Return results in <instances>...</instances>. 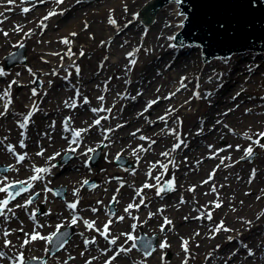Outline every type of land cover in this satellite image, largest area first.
Segmentation results:
<instances>
[{
    "label": "rangeland",
    "instance_id": "374dc122",
    "mask_svg": "<svg viewBox=\"0 0 264 264\" xmlns=\"http://www.w3.org/2000/svg\"><path fill=\"white\" fill-rule=\"evenodd\" d=\"M146 2L63 0V3H57V0H44L41 3L40 0H14V3L9 4L7 0H0V13H3L0 15V69L4 72L0 76V96L6 90L9 91L8 96L0 99V112L5 111V103L11 100L7 113L0 116V164L11 167L9 173L0 175V187L11 182L27 181L36 173L34 167H49L55 171L54 177L45 172L44 175L38 174L42 179L31 180V194L41 193L35 202L25 208L16 207L34 196L29 195L4 209V216L0 219V252L4 256L0 258V264H19L21 254L25 259L47 255L50 242L31 240V234L35 231L48 237L58 226L61 229L70 224L76 215L67 205L77 200L80 205L77 212L83 213L82 219L111 220L105 215V208L112 201L118 207L113 216L115 220L130 215L128 222L118 220L120 223L116 228L121 237L118 245L125 249L131 248V251L121 252L117 261L119 264H184L186 259L187 264H264L258 258L256 248H264V147L260 146L264 144V138L259 135L264 133V55L251 51L236 53L238 66L236 61L231 60L233 55L204 62L201 47H169L170 44L175 45V40L168 39L172 29L166 34L165 43L160 48L149 49L150 41L153 42L157 33L154 28L156 22L148 30L137 17L138 10ZM83 3L89 8L87 13L73 15ZM112 3H118L117 7L95 15L81 27L82 19L89 16L91 10L93 13ZM170 5L164 8L171 9ZM24 8L30 10L24 12ZM41 12L46 16L50 12L56 14L44 20L43 25L46 27L41 25L29 33L28 29L38 21ZM110 16L116 21L114 25L109 23ZM72 24L77 26L74 29L77 32L75 36L68 34L65 29ZM17 28L22 31H16ZM110 29L111 35L108 33ZM4 32L8 33L7 37ZM115 35L117 42L125 45V49L118 51L125 58L117 64L112 63L116 49L109 41ZM65 37L71 42L70 45L61 42ZM20 43L26 47L27 63L6 69L5 57L20 49ZM69 47L73 53L70 57L65 55ZM58 48L59 55H47L46 52ZM117 48H120L119 44ZM129 53L134 55L129 57ZM46 58L52 60L47 61ZM130 59L136 63L130 64ZM175 59L179 65L176 63L173 67L171 65ZM68 62L75 64L61 69L62 64ZM205 66H210L207 73L215 75L213 83L208 85L216 89L218 96H222V102L218 105L208 102L211 89L202 90L205 81L199 86L195 81ZM57 67L59 69L55 71ZM39 71L49 72L41 76ZM125 74L128 81L122 83L120 76ZM176 76H180L179 80L186 78L183 80L184 87H181V80L178 84L172 81ZM38 79L42 82L40 87L36 85ZM191 81L193 86L187 89ZM177 86L181 88L178 94L181 95L166 98L175 93ZM33 89L37 93L35 96L32 94ZM243 90L247 91L242 96L249 97L248 92L251 96L250 101L245 99L241 105L243 99L238 96ZM196 92L199 97L194 95ZM85 97L87 103L84 102ZM98 97H103V100ZM235 99L239 104L233 108ZM153 100L158 102L145 111ZM73 101L75 107L71 106ZM34 102L37 110L28 121L33 124L27 132L19 125L23 117L33 110ZM94 108L105 111L93 112ZM251 108H254L253 114L249 111ZM9 110L12 113L7 116ZM63 114L70 118L67 127L61 119ZM213 114L216 117L212 123L210 116ZM160 117L165 119L161 120ZM96 120H100L98 125L94 123ZM65 129L87 131H82L79 141L73 143L74 140L69 139L73 136ZM245 133L251 139H246ZM141 136L149 139L142 140ZM21 140L24 147L20 146ZM257 140L260 144L256 143ZM180 141H183L181 146L173 151L174 145ZM101 143H105L101 162L97 167H85L91 155L88 150ZM248 143L254 145V157L251 159H247L250 156H245L244 151L249 147ZM9 145L13 146L15 154L8 151ZM141 146L148 150L141 151ZM70 149L76 151L74 160L68 166H57L62 152ZM41 151L43 155H37ZM18 155H24L25 159L18 163ZM121 155L127 156L134 165L118 173L120 167L115 159ZM161 165H167V169ZM212 173L214 175L209 179ZM93 177L98 178L97 187L93 191L83 189V180ZM156 177H160L159 181ZM167 180L172 181V190L166 197L162 191L158 195V189ZM145 184L153 187L146 188ZM54 186L67 187L65 200L56 199L53 191H48ZM213 187L215 192L212 191ZM191 188L195 190L190 191ZM77 190L78 193L74 195ZM223 196L227 199L226 205L216 208L213 202L222 204ZM5 198L6 193L0 192V200ZM140 200L145 204L144 215L140 216L135 207L125 212L129 204L139 205ZM41 205H44L45 212L39 216L36 212ZM243 211H256L252 217L255 222L246 226L244 234L246 232L249 235L252 225H258L262 230L259 234L255 233L258 239L251 244V255L249 251L235 255L241 248L238 244L241 245L245 238L240 237L238 243H229L226 237L228 231H215L221 221L224 224L225 216L236 217ZM208 212H211V220L207 218ZM197 216L202 218L197 219ZM165 217L172 223L165 225ZM134 224L135 229L132 228ZM141 231L150 236L156 235L157 249L150 256L132 248L133 241L121 235L130 232L139 235ZM5 232L9 234L5 236ZM83 232L69 247L81 250L77 253L81 257L79 261L86 262L90 256L82 252V241L90 231ZM26 233L29 235L26 236ZM25 239L30 242L24 244ZM6 240L11 241L7 247ZM183 240L188 241L187 253L181 247ZM164 241L168 246L161 249L160 243ZM68 248L50 257L49 264H65L73 254ZM66 264L75 262L71 259Z\"/></svg>",
    "mask_w": 264,
    "mask_h": 264
},
{
    "label": "water",
    "instance_id": "95a60500",
    "mask_svg": "<svg viewBox=\"0 0 264 264\" xmlns=\"http://www.w3.org/2000/svg\"><path fill=\"white\" fill-rule=\"evenodd\" d=\"M171 1L149 0L139 10L142 22L146 25L154 23L159 8ZM181 5L188 19L185 29L177 36V42L201 45L204 60L246 50L264 51V0H182ZM152 25L145 28L150 30ZM12 60L13 63L26 62V48L17 51ZM99 158L97 152L94 165ZM65 193L63 188L59 196L64 197ZM58 236L60 240L53 242L52 252L69 240L71 228L61 231ZM45 260L29 261L28 264H44Z\"/></svg>",
    "mask_w": 264,
    "mask_h": 264
},
{
    "label": "bare ground",
    "instance_id": "6f19581e",
    "mask_svg": "<svg viewBox=\"0 0 264 264\" xmlns=\"http://www.w3.org/2000/svg\"><path fill=\"white\" fill-rule=\"evenodd\" d=\"M46 1H49L50 2V1H53V0H46ZM168 4L170 5L171 3H168ZM117 5H118V3H112L111 5H108V6H106L105 8H103L101 10L94 11L93 13H92V10H91L90 13H89V16H87V17L84 16V18L82 19V22L83 23H81V27H82V25L84 23H88V21H90V19H93L95 15H101V14L105 13L106 10L108 11V9H114V8H116ZM86 6H87L86 3L80 4L79 7L77 8V10L74 11L73 15L83 14L85 11L87 13V10H89V8H87ZM165 6H162L158 10V13H157L158 15H157V19H156V25L154 27V28L157 29V33L154 36L153 42L150 41L151 44L149 46V49H152V48H160V46L163 43H165L164 40L166 38V34L168 33V31L170 29H172V32L170 34V37H172L173 36V33L175 31H177L180 28H182V27H179L178 26L180 24V22L183 21V23H184L185 13L181 10V7L178 6L177 3L171 4L170 5L171 6V9H167V8L165 9L164 8ZM32 8H33V5H32ZM82 8H84V9H82ZM178 13H183V15H178ZM45 16H46V14L44 12L43 13L41 12V16L39 17L38 21L36 23H34L33 26L28 29V32L31 33L33 31H36L37 29H39V27L41 26V21H43V23H44V19L43 18ZM75 28H77V26L75 24H72L70 27L68 26L65 29H66V32H68V34L69 33H77L74 30ZM108 33L111 35V29L109 30ZM116 39H117L116 35L114 37H111L109 39V41L113 43V45L115 46V49H116V52L115 53L112 52L113 55L115 56V58L112 60V63L113 64H117L118 61H123L124 58H125V55H123V57H124L123 58V57H121L118 54V51L122 50L123 48L125 49V45L124 44H120V42H117L118 40H116ZM19 42L20 41H17L16 43H19ZM117 44H119V47L120 48H117ZM59 52H60V49L58 48V49H54L53 51H48L46 53H47V55L49 57H51V56L54 57L55 56L54 53H59ZM235 55H237V54L235 53L233 56H231V60L232 61H236L235 59H237V56H235ZM45 60L49 61V60H52V58H46ZM70 64H72V62H68V63L62 64L61 68L62 69H65ZM175 64L176 65H179V61L177 59H175V61H173V64L171 66L174 67ZM236 64L238 66V62L237 61H236ZM241 64L242 63H239V66L240 67H243V65H241ZM246 65H247V63H246ZM209 68H210V66H205L204 69H203V71L201 73H199V75L195 78V81L197 82L198 86L201 85V82L202 81H205L203 83V86H202L203 89L202 90H206L207 88H210L211 89V95L208 98L209 99L208 102H214V105H218L219 102H222V96L221 97L218 96L216 89L215 88H211V85H208V84H211L210 82L213 83V79H214V76H215L213 73H211V74L210 73H207V70H209ZM46 72H49V71H39V75L43 76ZM207 74L210 77L208 79H207ZM120 77L122 78V80H121L122 83H125L126 81H128L127 74H125L123 76H120ZM179 78H180V76H176V77L173 78L172 81H177V84H178L179 83L178 81L181 80V79L179 80ZM209 79H210V81H209ZM192 86H193V84H192V81H191V82L188 83V85H187L188 88L187 89H189ZM212 87H215V86H212ZM177 89H179V91H181V88L177 86L176 87V90H175V95H178L180 93L179 91H177ZM246 91L247 90H243L241 92V94L238 96V98L241 97V99H243L241 105L246 100L250 101V96H251L250 95V92L247 93V95L249 97L242 96V93L243 92H246ZM180 95H178V96H180ZM237 99H235V102H236ZM113 100L115 101L116 98H113ZM238 104L239 103L236 102V104H234V106H232V107L233 108L236 107V106L238 107ZM250 111L253 114L254 108H251ZM10 113H12V112L10 111ZM219 115H221V114H219ZM214 117H216V115H214V114L210 116V119H211L212 123L214 121ZM250 117L251 118H254L253 116H250ZM213 129H215V128H213ZM233 133H237V132L234 131ZM197 141H198V139H197ZM247 145H249V146L251 145V147H254V145L252 143H248ZM118 171L121 172V170H118ZM133 188L135 189V184H134ZM135 198L137 199V197H135ZM221 198L222 199L224 198V199H223V203L221 204V207L220 208L224 207V205H226V203H227V199H225L226 198L225 196H223ZM246 201H248V200H246ZM139 205H140V207H139V213L140 214L139 215L142 216V215H144L146 213L145 208H144L145 207L144 201H143V203L140 202ZM245 211H243V213H242L243 215L241 213H238V215L236 217H227V216H225L224 225H225L226 228L231 229V231H228L227 236H226L227 239L229 237H232L231 240L228 239L229 243H233V242H237L238 243V242H240L239 241L240 237H242V239L245 238L242 241L241 245L238 244L241 248L239 249V251L235 252V255H239V253L241 251H249L252 242L258 239L256 235L259 234L260 231H262L261 228L258 225H252L251 228H250V231H249V235L246 232L244 234V231L243 230L246 229V226H248L249 224H252V223L255 222V220L252 219V217L256 213V211L255 212L253 211V212H250V213H245ZM226 215H228V214H226ZM124 218L126 220H128V216L127 215H125ZM191 219L192 220H195L193 218H191ZM249 221H250V223H248ZM256 232H257V234H255ZM263 233H264V231H263ZM245 245L247 247H245ZM261 247L262 246H259V247L257 246L256 248H257V251L259 252L258 258H260L262 260V263H264V248H261Z\"/></svg>",
    "mask_w": 264,
    "mask_h": 264
},
{
    "label": "snow or ice",
    "instance_id": "6c2138e0",
    "mask_svg": "<svg viewBox=\"0 0 264 264\" xmlns=\"http://www.w3.org/2000/svg\"><path fill=\"white\" fill-rule=\"evenodd\" d=\"M40 2L43 3L44 0H40ZM77 2H79V0H77ZM174 2L177 3V4L179 5L180 3H182V0H174ZM7 3L12 4V3H14V0H7ZM57 3H63V0H57ZM29 10H30V9H28V8H24V9H23L24 12H28ZM125 11H127V7H126V6H125ZM55 14H56L55 12H50V13L48 14V16H45L43 19H44V20H47V19L49 18V16H51V15H55ZM0 15H3V13H0ZM178 15H183V13H178ZM184 19H187V16H186V15L184 16ZM109 23L114 25V24L116 23V21H115L114 19H112L111 16H110V17H109ZM41 25L44 26V27H46V25H43V21H41ZM178 26H179V27H183V21H181L180 24H179ZM85 27H87V25H85ZM16 31H22V29L17 28ZM3 34H4V36H6V37L8 36V33H7V32H4ZM25 35H28V33H26ZM70 35L75 36L76 33H70ZM168 39H169V40H175L176 37H175V36H172V37H169ZM61 42L64 43V44H66V45H70V43H71V42L68 40L67 37L63 38V39L61 40ZM18 46L21 47V48L24 47V45H23L22 43H20ZM169 47H176V45H174V44H170ZM80 54L83 55V52L81 51ZM54 55H59V53H54ZM65 55H68L69 57H70L71 55H73V53H72L70 47H69V49H68V52L65 53ZM133 55H134L133 53H129V54H128L129 57H132ZM129 63L132 64V65H134V64L136 63V61H135L134 59H130V60H129ZM76 71H77V74H79V67H78V66L76 67ZM55 74H56V73L54 72L53 75H55ZM2 75H4V72H3L2 69H0V76H2ZM65 78H67V77H65ZM184 79H186V78H182V79H181V87H184V86H185V85L183 84V80H184ZM13 83H15V81H13ZM49 83L51 84V81H49ZM10 87H11V85H9V89H10ZM177 91H179V89H177ZM32 94H33L34 96L37 94L35 89L32 90ZM139 94H140V93H138V95H139ZM8 95H9V91L6 90V91L4 92V94H3V96H8ZM174 95H175V93H172L169 97H166V98L170 99L171 96H174ZM194 95H196L197 97H199V93H198V92L194 93ZM208 95H210V94H208ZM237 95H239V93H237ZM3 96H0V99H3ZM98 99L103 100V97H98ZM84 102H85V103L88 102L86 97L84 98ZM157 102H158L157 100H153V101L149 102L148 105H147V107H146V109H145V111L147 110V108H150L153 104H155V103H157ZM10 103H11V100L9 99V100L5 103V105H4L5 111H4V112H0V116H3V115H5V114L7 113L8 105H9ZM65 103L67 104L68 102H65ZM71 106H72V107H75V106H76L74 101H73V103L71 104ZM35 110H37V109H36V106L33 105V110L30 111L27 115H25V116L23 117V122L20 123V125H19L21 128H26V127H27L28 121H29L30 117L32 116V114H33V112H34ZM92 111H93V112H97V111H105V109H95V108H94V109H92ZM106 111H111V109H107ZM229 111H231V110H229ZM249 111H250V110H249ZM225 114H227V113H225ZM69 119H70V118H69ZM159 119L164 120L165 118H164V117H160ZM65 123H66V127H67V121H66ZM94 123L98 125V124L100 123V120H96ZM217 123H219V121H217ZM225 126L227 127V125H225ZM118 127H122V126L118 125ZM82 131H87V129H83V130H72V135H73V137L78 138V137L81 135V132H82ZM108 131H111V129H109ZM137 131H139V130H137ZM22 135H23V134H22ZM132 135H135V133H133ZM259 135H260L262 138H264V133H260ZM245 138H246V139H251V137L248 136L246 133H245ZM140 139H142V140H146V139H149V138L144 137V136H141ZM76 142H77L76 140L73 141V143H76ZM152 143H155V141H152ZM182 143H183V141H180L179 143H177L176 145H174V147H173V151H174L176 148H179V147L181 146ZM256 143H257V144H260V141L257 140ZM20 146H21V147H24V143H23L22 140H21V142H20ZM260 146H261V147H264V144H260ZM228 147H231V145H229ZM237 148L239 149V145H237ZM140 150H141V151H147L148 149H145V148H143V146H141V147H140ZM8 151H9V152H12L13 154H15V149H14L13 146H11V145L8 146ZM70 151H73V152H74L75 149H70ZM88 151H93V149H89ZM221 151H223V149H221ZM244 151H245V156H251V155L253 154V149H252L251 146H249V147H248L247 149H245ZM37 155H43V151L37 153ZM57 155H59V153H57ZM162 155L167 156L168 153H162ZM53 158H54V157H50L49 159H53ZM24 159H25V156H24V155H18V156H17V162H18V163L21 162V161H23ZM242 159H243V157H242ZM161 167L164 168V169H167V165H161ZM5 171H7V169H5ZM33 171L36 172L37 174H39V173H45V172H47V171H49V170L46 169V168H35V167H34V168H33ZM213 175H214V173L210 174L209 179H211ZM252 175H253V177H254V175H255V171H253V174H252ZM38 179H42V176H40V175H33L32 177H30V180H38ZM156 179L159 181L160 177H156ZM5 180H6V177H5ZM16 183H17V184H25L26 182L18 181V182H16ZM83 183H84V184H88V181L85 180V181H83ZM171 183H172V181H169V184H171ZM205 183H207V181H205ZM12 187H15V185H14V184H8V185H6V186H4V187H0V192L9 193V199L0 200V216H4V209L7 208V205L10 203V200H14V199H15V196L20 194V191H26V190H27V188H24V189H20V190H18L15 194H11V193L9 192V189L12 188ZM144 187H146V188H147V187H153V185L145 184ZM163 190H164L163 188L158 189L157 194L159 195L160 192L163 191ZM189 190H190V191H194L195 189H194V188H191V189H189ZM48 191H52V190H51V189H48ZM212 191H213V192L216 191L215 187L212 188ZM77 193H78V190H77L76 192H74V195L77 194ZM55 194H56V195H60L59 192H56ZM138 194H139V192H138ZM115 199H116V197L114 196V197H113V200H115ZM78 202H79V201L77 200L76 202L69 203L67 206H68V208H70V209H72V210H75L76 207H77ZM181 202H183V200H182ZM31 203H32V200L29 199V200H27V201L25 202V204H23V205H21V204H17L16 207H18V208H25L26 205H29V204H31ZM141 203H143L142 200H141ZM213 203H214V206H215L216 208L221 207V204H220L219 202H213ZM134 207H135V208H138L139 205H138V204H129V205L125 208V212H128L129 209H132V208H134ZM8 210L11 211V209H8ZM93 211H96V209H93ZM151 215H152V214L150 213V214H149V218H151ZM206 215H207V218H208L209 220L212 219L211 212H208ZM31 218H34V216L31 217ZM117 219L122 221V220L124 219V217H122V216H121V217H117ZM133 219H136V218L133 217ZM185 219H187V218H185ZM164 220H165V225H168V224H171V223H172L170 220L167 219V217H165ZM76 222H77V219L74 217L73 220H72V223L75 224ZM84 223H85L86 227L89 228V229L93 228V227H94V224H95L94 221L89 222V221H87V220H85ZM111 223H112V221L109 220L108 223L104 225V231L101 232V235H104V236H105V239H108V235H109V225H110ZM248 223H250V221H249ZM132 228L135 229V228H136V225H135V224L132 225ZM221 229H223L224 231H231V229H228V228L224 227L223 221H221L220 224L215 228V231L218 232V231H220ZM20 230L23 231V229H20ZM163 230H164V225L161 226V231H163ZM57 231H59V226H58ZM8 234H9V233H7V232L4 233L5 236H7ZM198 234H199V233H197V235H198ZM25 235L27 236V235H29V234L26 233ZM55 235H56V233H53L51 236L45 237V236L40 235V233L33 231V233L31 234V240L42 239V240H47L48 242H51V240L53 239V237H54ZM121 235L126 236V237H127V240H129V241H133L132 248H135V247H136V243H135V241H136L137 238H136L135 236H133L131 233H121ZM228 239L231 240L232 237H229ZM116 240H117V238H113V239H111L109 242H110L111 244H116ZM29 242H30V241H29L28 239H25V240H24V244H28ZM10 243H11V241H7V240H6V241H5V247H7ZM86 243H87V242H86ZM187 245H188V241L183 240V241H182V245H181V247L183 248V250H184L185 253L188 252V246H187ZM167 246H168V245H167V242H166V241L160 243V248H161V249H163V248H165V247H167ZM245 247H247V246L245 245ZM152 250H154V249H152ZM152 250H146V253H145V254H146V255H151V251H152ZM120 251H121V252H123V251H131V248H129V249H125V248L121 247ZM251 254H252V253H251V250L249 249V255H251ZM117 255H119V253H117ZM3 256H4V253H3V252H0V258H2ZM112 259H115V257H113ZM19 264H25V261H24V258H23V255H22V254H21L20 257H19ZM108 264H110V261L108 262ZM184 264H187V260L184 261Z\"/></svg>",
    "mask_w": 264,
    "mask_h": 264
}]
</instances>
